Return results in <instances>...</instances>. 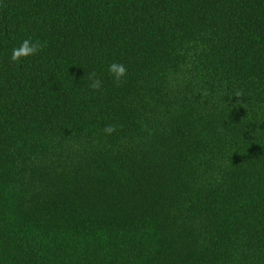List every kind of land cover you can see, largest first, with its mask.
<instances>
[{
  "label": "trees",
  "instance_id": "obj_1",
  "mask_svg": "<svg viewBox=\"0 0 264 264\" xmlns=\"http://www.w3.org/2000/svg\"><path fill=\"white\" fill-rule=\"evenodd\" d=\"M0 264H264V0H0Z\"/></svg>",
  "mask_w": 264,
  "mask_h": 264
}]
</instances>
